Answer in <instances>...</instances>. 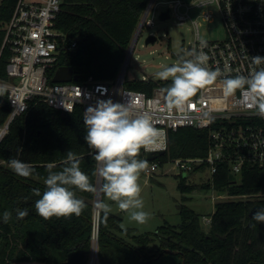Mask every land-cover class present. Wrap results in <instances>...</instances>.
<instances>
[{
	"label": "trees",
	"instance_id": "1",
	"mask_svg": "<svg viewBox=\"0 0 264 264\" xmlns=\"http://www.w3.org/2000/svg\"><path fill=\"white\" fill-rule=\"evenodd\" d=\"M151 0H64L56 18L55 28L65 35L66 44L76 41L74 51L61 53L56 68L72 67L84 80L113 81L121 72L131 41ZM17 0L0 4V77L11 56L3 46L6 23L10 20ZM53 71L50 72V76ZM171 80L150 82L125 81L128 89L151 94L152 88H167ZM10 114L7 105L0 106V127ZM86 128L82 110L72 113L50 108L33 100L25 114L13 119L8 133L0 141V262L37 260L65 264L67 255L79 249L89 255L95 194L77 191L86 207L81 215L52 217L44 220L35 211L43 193L47 165L59 171L64 166L67 151L81 161V170L97 184L93 173L97 162L84 140ZM208 132L181 128L167 132L165 154L154 160L162 166L177 158L204 157L208 149ZM11 159L32 165L34 174L28 178L16 175L8 166ZM137 159L144 160V149ZM198 170H205L202 167ZM208 180V179H206ZM180 190L197 189L183 182ZM199 189L216 194L245 198L218 200L211 214L210 234L201 225L202 216L178 204L181 218L178 226L167 225L156 232L138 234L135 229L121 228L122 218L99 213L98 255L101 264H264V223L252 219L253 213L264 208V171L244 168L237 179L226 165H219L213 176ZM187 199H183L185 202ZM27 209L28 215L17 219L16 209ZM12 218L4 223L3 213ZM253 225H255L253 227ZM27 241V246H26ZM169 250L172 253H166Z\"/></svg>",
	"mask_w": 264,
	"mask_h": 264
},
{
	"label": "built area",
	"instance_id": "2",
	"mask_svg": "<svg viewBox=\"0 0 264 264\" xmlns=\"http://www.w3.org/2000/svg\"><path fill=\"white\" fill-rule=\"evenodd\" d=\"M63 1L17 0L11 18L6 23L2 47L8 45L11 56L5 68V76L0 77V106L7 105L10 114L0 127V141L8 133L13 119L25 114L33 100L65 113H72L79 107L83 116L87 107L100 100L111 99L119 103L131 100L140 110L152 115L156 121L155 126L162 132L160 147L150 152L166 151L168 130L193 128L208 132L209 144L204 157L170 161L180 175L207 173V182L212 183L219 165H226L230 174L237 179L244 168L253 167L264 171V118L253 115V110L245 105L246 94L238 91L234 96L226 97L221 83L223 77L199 90L183 108L173 109L170 113L165 110L164 88L154 87L150 95L128 89L124 84V73H120L113 81H96L89 77L77 82L53 83L60 54L77 48L76 41L66 44L65 35L55 28ZM155 1L151 0L145 10L140 21L139 35L143 28L154 25L149 14L155 10ZM193 1H196V7L201 10L195 20L188 16V5ZM210 7L215 9L222 22L226 37L221 41H208L207 46L202 48L209 57L208 67L213 70L220 68L226 75L232 76H247L253 67H264L251 63V57H264V0H192L189 3L171 0L168 8L160 12L159 16L168 11V19L173 17L179 26L190 21L195 31L191 50L196 48L199 51L201 41L198 30L201 22L213 19ZM51 71L53 74L50 76ZM142 81L150 82L153 79L143 77ZM148 152L144 150V160ZM158 167V162H148L144 175L151 177ZM202 167L205 170H198ZM239 198L245 196H229L227 193L214 196V200ZM99 213L94 209L91 247L84 264H101L98 255ZM203 222L206 226L209 225L211 217H203ZM0 264L52 263L32 259H5Z\"/></svg>",
	"mask_w": 264,
	"mask_h": 264
},
{
	"label": "clouds",
	"instance_id": "3",
	"mask_svg": "<svg viewBox=\"0 0 264 264\" xmlns=\"http://www.w3.org/2000/svg\"><path fill=\"white\" fill-rule=\"evenodd\" d=\"M206 46V42L201 41V50L193 48L179 54L176 63L155 73L159 80H171L164 89L165 110L170 113L173 109L183 108L199 90L223 77L224 95L231 97L238 91L246 94L245 105L253 110V115L264 118V67H253L247 76L226 75L220 68L213 70L208 67L209 57L202 50ZM251 63L254 66L264 65V57H251ZM83 123L86 128L84 140L94 150L92 158L97 162L93 175L99 178V183L91 181L89 175L81 170L80 158L69 150L61 170L54 171L56 166L52 163L47 165L43 193L33 190V194L39 197L34 205L36 213L44 220L81 215L86 204L77 197L79 191L98 196L96 208L105 218L112 211V204H115L119 210L129 214L131 221L146 223L149 214L143 210L138 181L148 162L137 157L142 148L150 152L160 147L162 132L155 126L156 121L131 100L119 103L108 99L87 107ZM8 166L16 175L24 178L32 176L35 171L32 165L17 159H11ZM16 215L17 219H23L28 215V210L17 208ZM11 218V212L3 213L4 223ZM252 219L264 223V208L257 209Z\"/></svg>",
	"mask_w": 264,
	"mask_h": 264
},
{
	"label": "rangeland",
	"instance_id": "4",
	"mask_svg": "<svg viewBox=\"0 0 264 264\" xmlns=\"http://www.w3.org/2000/svg\"><path fill=\"white\" fill-rule=\"evenodd\" d=\"M2 1L0 0V4ZM170 1H155V10L149 14L154 25L151 28H143L135 40L131 55L125 63L127 67L123 72L125 81H133L134 79L142 81L143 77L151 78L153 81L159 80L155 77L157 71L162 70L165 66L173 65L178 61L179 54L191 50L195 31L190 21L179 26L176 25L173 17L164 21L159 19V13L168 8ZM188 7L189 18L191 20L197 19L201 10L196 7V1L190 3ZM209 10L213 13V19L209 22H201L198 30L199 40L204 42L224 40L226 37L225 28L217 17L215 9L210 7ZM150 34L156 36L157 41L145 45V40ZM135 35L136 32L133 39ZM207 178L208 174L202 172H196L190 176L180 175L173 163L165 162L158 167L151 177H146L144 171L139 177L138 183L141 186L140 198L143 200V210L149 214L146 223L138 224L131 221L129 214L119 210L115 204H112L110 213L117 214L122 218L121 228L123 229H135L138 234L155 233L157 228L165 224L178 226L181 223L177 205L182 203L202 216L200 223L204 228L203 231L208 235L211 233V229L209 225L204 224L203 217L209 218L211 216L214 211V204L218 200H214L216 193L213 190L198 188L207 183ZM181 182L197 189L182 192L179 188ZM184 198L187 200L182 202Z\"/></svg>",
	"mask_w": 264,
	"mask_h": 264
},
{
	"label": "water",
	"instance_id": "5",
	"mask_svg": "<svg viewBox=\"0 0 264 264\" xmlns=\"http://www.w3.org/2000/svg\"><path fill=\"white\" fill-rule=\"evenodd\" d=\"M186 3H189L191 2L192 0H184ZM169 18V12L168 11H165L163 13L160 14L159 16V19L161 21H164V20H167ZM140 29H141V23L139 24L137 30H136V35H135V38L133 39V41L131 42L130 44V47H129V50H128V53H127V56H126V59H125V62L123 64V67L121 69V74H123L125 68H126V61L128 60L129 56L131 55V52H132V49H133V46L135 44V40L137 39V36L139 35V32H140ZM157 41V37L154 36V35H150L146 38L145 40V45H149L151 43H155ZM172 66V65H170ZM80 79V76L78 74H76L73 70L72 67H69V66H60L56 69L54 75H53V78H52V82L53 83H62V82H71V81H74V82H77L79 81ZM165 154V151H159L157 153H153V152H148L146 153V161L147 162H152L156 159L157 156H161ZM99 183V178L97 179V184ZM98 199V196L95 195V201H94V209L95 210H98L96 208V201ZM26 246H27V241H26ZM166 253H172L170 252L169 250H165ZM86 254L84 251L82 250H79V249H76L73 250L72 252H70L68 255H67V259H66V263L65 264H84L85 261H86Z\"/></svg>",
	"mask_w": 264,
	"mask_h": 264
}]
</instances>
